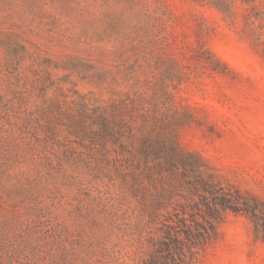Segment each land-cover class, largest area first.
<instances>
[{"label": "rangeland", "instance_id": "rangeland-1", "mask_svg": "<svg viewBox=\"0 0 264 264\" xmlns=\"http://www.w3.org/2000/svg\"><path fill=\"white\" fill-rule=\"evenodd\" d=\"M127 97L181 165L96 132ZM201 174L251 212L193 264H264V0H0V264H147L173 220L208 226Z\"/></svg>", "mask_w": 264, "mask_h": 264}, {"label": "trees", "instance_id": "trees-1", "mask_svg": "<svg viewBox=\"0 0 264 264\" xmlns=\"http://www.w3.org/2000/svg\"><path fill=\"white\" fill-rule=\"evenodd\" d=\"M146 105L141 100L130 97L118 99L112 107L93 109L92 122L98 126L96 132L100 137L118 151L120 159L127 156L128 165L137 167L141 163L150 164L151 160H157L161 167L172 171L182 164L178 161H182V157L174 145H166V139L159 132H155L156 129L149 128L148 123L152 124L153 119L145 116ZM167 124L168 121L162 123L168 127ZM197 187L207 196L204 203L205 215L200 218L208 226L189 225L186 213L177 221L173 220L171 225H165L170 229L165 232L168 237L153 244L155 251L149 256L147 264H162L160 254L169 256L173 264H193L198 253L207 247L216 234L214 222L220 221L223 215L229 212H251L250 206L246 209L240 206L239 195L217 187L212 179L205 178L202 174L198 175ZM183 230L186 242H183L179 235Z\"/></svg>", "mask_w": 264, "mask_h": 264}]
</instances>
